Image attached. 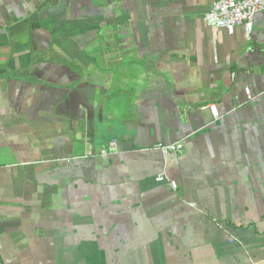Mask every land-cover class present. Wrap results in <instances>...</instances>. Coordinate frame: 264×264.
I'll return each mask as SVG.
<instances>
[{
	"label": "crops",
	"instance_id": "0c3cea01",
	"mask_svg": "<svg viewBox=\"0 0 264 264\" xmlns=\"http://www.w3.org/2000/svg\"><path fill=\"white\" fill-rule=\"evenodd\" d=\"M214 2L0 0L5 264H264V14Z\"/></svg>",
	"mask_w": 264,
	"mask_h": 264
},
{
	"label": "built area",
	"instance_id": "2783aa9c",
	"mask_svg": "<svg viewBox=\"0 0 264 264\" xmlns=\"http://www.w3.org/2000/svg\"><path fill=\"white\" fill-rule=\"evenodd\" d=\"M261 13L264 14V0H215L212 10L205 17V22L212 29L221 28L229 33H233L236 27L242 26L250 37L255 18ZM247 95L251 99L252 96L249 91H247ZM213 114L217 117L216 112H213ZM183 147L181 143L174 145L158 143L154 146V149L160 151L164 156H169L170 154L181 153ZM116 153H118V144L116 140H112L101 151V156L106 157ZM156 181L164 182L167 181V178L161 174L157 176ZM170 186L173 190L178 188L177 183L174 181H170ZM0 264H5L1 255Z\"/></svg>",
	"mask_w": 264,
	"mask_h": 264
}]
</instances>
